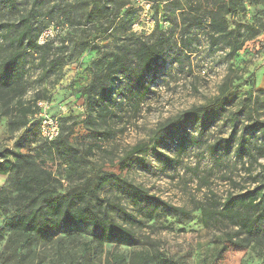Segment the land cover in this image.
Returning a JSON list of instances; mask_svg holds the SVG:
<instances>
[{
	"label": "rangeland",
	"instance_id": "obj_1",
	"mask_svg": "<svg viewBox=\"0 0 264 264\" xmlns=\"http://www.w3.org/2000/svg\"><path fill=\"white\" fill-rule=\"evenodd\" d=\"M125 1L120 17L109 26L108 18L88 16L95 7L93 0H0V60L11 52L10 38L29 20L38 45L49 48L45 54L27 55L19 93L26 106L45 96L40 101L50 104L49 114L66 134L73 130V147L83 155L64 162L47 155L41 117L33 116L26 126L14 128L0 102V196L6 188L4 194L10 197L4 201L5 210L0 208V264L19 262V253H23L21 264H112L113 252L126 255V264L135 249L150 251L153 264H264V239L249 242L241 234L234 237L236 244L230 243L226 235L235 233L236 225L226 217L204 225L195 210L197 201L209 202L212 191L221 205L227 197L235 198L258 184L264 188V0H241L245 10L226 17L229 29L240 37L242 49L237 52L231 48L236 44L234 35L212 40L204 30L198 35L195 29L184 30L191 43L188 49L180 45L184 14L196 6L183 13L177 0ZM200 3L202 15L219 6L216 0ZM126 29L150 43L164 36L171 42L140 80L141 86H149L147 92L124 100V110L110 126H98L105 137L93 136L86 129V104L79 90L110 61L113 37ZM82 42L87 45L80 52ZM125 82V77H118L113 85L116 105ZM17 98L10 105L13 115ZM199 105L213 111L202 125L189 121L172 131L157 146L160 153L148 149L126 155L140 143L150 148L161 126ZM241 144L249 153L239 151ZM13 152L36 158L51 174V192L84 193L93 208L131 230L136 239L110 238L102 229L79 222L62 225L23 246L12 231L18 209L12 199L17 193L8 183ZM113 175L155 198L138 199L133 190L114 182L100 186L102 177ZM169 205L188 213L179 215ZM259 229L264 231V224Z\"/></svg>",
	"mask_w": 264,
	"mask_h": 264
},
{
	"label": "trees",
	"instance_id": "obj_2",
	"mask_svg": "<svg viewBox=\"0 0 264 264\" xmlns=\"http://www.w3.org/2000/svg\"><path fill=\"white\" fill-rule=\"evenodd\" d=\"M95 7L90 11L88 16L97 18L98 20L108 18V25L111 26L120 17L122 9L128 4L122 0H93ZM182 3L183 13L187 8L196 6L191 9L187 15L184 14L181 31L180 45L188 49L191 39L184 36V30L195 29V35L200 30H204L212 40L228 38L230 34L234 35V31L229 29L226 17L230 14L235 15L245 10L243 1L241 0H216L219 4L217 7L211 8L202 15L200 10V0H177ZM99 3L102 4L99 6ZM97 16V17H96ZM110 17V18H109ZM177 25V23H176ZM131 26V25H129ZM21 31L16 33L9 40L7 48H11L10 54L0 60V102L2 103L3 112L10 116V124L14 128L24 127L31 118L37 117L41 111L39 102L45 99V96H37L31 106H26L22 100L23 93H19L25 78L26 57L29 53L40 52L45 54L49 46L42 49L37 43V35H33L32 27L29 20L24 22ZM108 28L105 29L107 31ZM118 31V28H115ZM198 35V34H197ZM235 43L231 48L233 52L242 49L239 35H234ZM171 42L169 36L160 37L157 41L150 43L144 38L137 36L135 33L126 29L119 33H115L113 43L115 49L112 51V57L105 67L93 72L92 79L88 84L83 86L79 93L84 97L86 104V129L90 135L97 137H105V132H100L98 126H110L109 122L114 121V116L124 110V100L138 99L143 96L149 86L140 85V80L146 72L159 62L163 54L167 50ZM87 42H82L80 52L86 49ZM30 51V52H29ZM45 59V58H44ZM56 61L51 64L54 66ZM45 69L46 61L42 65ZM118 77H125L124 94L121 103L116 105V96L112 94L113 85ZM229 91V89L227 90ZM18 97V98H17ZM18 100L14 104L16 114L10 113V105L12 100ZM212 110L206 106H192L191 108L180 112L168 121L169 126H161L155 133L154 143L149 148L145 143L135 145L127 156L141 154L148 149L157 151V146L166 140L169 133L189 122L194 121L202 125L205 119L212 116ZM15 117V118H14ZM17 118V119H16ZM41 121V120H40ZM65 121V119H63ZM39 124V122H38ZM166 125V124H164ZM62 131L52 140L44 138V151L51 157H58L64 161L79 160L83 155L73 147L71 136L73 130H69L67 134L64 132V126L60 124ZM205 126V125H204ZM240 152L244 154L249 151L244 145H239ZM215 149H213L214 151ZM15 161L10 171V179L8 180L10 189H13L17 195L12 199L16 200L18 206L17 213L12 220L13 234L23 240V246H27L37 237H44L52 231L58 229L62 225H75L79 222L88 224L94 228L102 229L110 238H120L125 240H135L134 233L125 227L118 225L116 222L107 220L98 210L87 202L84 193H76L69 191L65 196H58L50 191L51 174L44 168L40 167L33 155L22 152H13ZM109 182L121 184L126 189L133 190L138 199L155 198L150 197L139 187L132 185L126 179L118 175L104 176L100 180V186H104ZM52 190V189H51ZM6 188L2 190L0 196V208L5 210L4 201L10 198L4 194ZM209 202H199L195 204V210L200 211L201 219L204 225H210L221 217H226L234 225L237 231L228 233L226 240L236 244L234 237L245 235V239L255 240L259 237L264 239V231L259 229L260 224H264V188L261 184L253 188H248L245 192L236 196L231 195L225 199L223 204L218 200L216 192L210 193ZM115 207L130 216L123 207L115 205ZM179 215L188 213L186 209L178 206H170ZM14 238L11 242L15 241ZM243 246V245H242ZM19 262L23 257V253H19ZM126 261V255L113 252L111 254L112 264H123ZM126 264H153V256L146 249H135L128 257Z\"/></svg>",
	"mask_w": 264,
	"mask_h": 264
},
{
	"label": "built area",
	"instance_id": "obj_3",
	"mask_svg": "<svg viewBox=\"0 0 264 264\" xmlns=\"http://www.w3.org/2000/svg\"><path fill=\"white\" fill-rule=\"evenodd\" d=\"M39 106L41 108L39 116L41 117L42 135L44 138L52 140L59 135V121L57 118H54L49 114L50 104L48 102H39Z\"/></svg>",
	"mask_w": 264,
	"mask_h": 264
}]
</instances>
